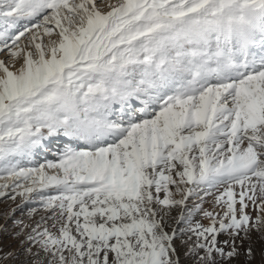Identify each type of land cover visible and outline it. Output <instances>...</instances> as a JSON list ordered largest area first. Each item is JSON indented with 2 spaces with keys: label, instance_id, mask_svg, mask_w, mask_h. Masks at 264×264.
Returning <instances> with one entry per match:
<instances>
[{
  "label": "snow or ice",
  "instance_id": "obj_1",
  "mask_svg": "<svg viewBox=\"0 0 264 264\" xmlns=\"http://www.w3.org/2000/svg\"><path fill=\"white\" fill-rule=\"evenodd\" d=\"M0 202V264H264V0H0Z\"/></svg>",
  "mask_w": 264,
  "mask_h": 264
},
{
  "label": "rangeland",
  "instance_id": "obj_2",
  "mask_svg": "<svg viewBox=\"0 0 264 264\" xmlns=\"http://www.w3.org/2000/svg\"><path fill=\"white\" fill-rule=\"evenodd\" d=\"M9 205L8 204H5L3 202H0V208H7ZM253 215H255V213H253ZM205 224H207L208 222L207 221H204ZM223 238V237H222ZM256 247V246H255ZM261 246L259 247H256V251H257V258L255 261H253V264H258L259 262V255H258V252H259V249H260Z\"/></svg>",
  "mask_w": 264,
  "mask_h": 264
},
{
  "label": "bare ground",
  "instance_id": "obj_3",
  "mask_svg": "<svg viewBox=\"0 0 264 264\" xmlns=\"http://www.w3.org/2000/svg\"><path fill=\"white\" fill-rule=\"evenodd\" d=\"M259 246H261V244L257 243V244H256V247H259Z\"/></svg>",
  "mask_w": 264,
  "mask_h": 264
}]
</instances>
